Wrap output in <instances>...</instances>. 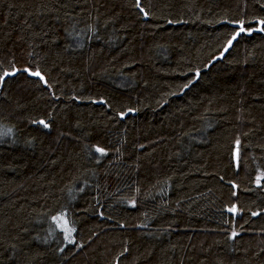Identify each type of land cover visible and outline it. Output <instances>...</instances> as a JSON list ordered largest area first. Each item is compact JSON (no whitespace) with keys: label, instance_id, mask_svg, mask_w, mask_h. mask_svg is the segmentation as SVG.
Here are the masks:
<instances>
[{"label":"trees","instance_id":"obj_1","mask_svg":"<svg viewBox=\"0 0 264 264\" xmlns=\"http://www.w3.org/2000/svg\"><path fill=\"white\" fill-rule=\"evenodd\" d=\"M261 21L264 0H0V264H264Z\"/></svg>","mask_w":264,"mask_h":264},{"label":"snow or ice","instance_id":"obj_2","mask_svg":"<svg viewBox=\"0 0 264 264\" xmlns=\"http://www.w3.org/2000/svg\"><path fill=\"white\" fill-rule=\"evenodd\" d=\"M141 11H143V9H141ZM261 23L264 24V21H261ZM261 30H264V29H261ZM240 31H244V28L241 27V28H240ZM236 35H239V33H237ZM234 39H236V36H233V37H232V40H234ZM230 44H231V40L229 41V45H230ZM225 51H227V49H225ZM25 71H27V69H25ZM30 74H32V75H36V76H40V73H39V72L30 73ZM40 78L43 79L42 76H40ZM40 123H44V122H43V121H40ZM44 127H48V125H47V124H44ZM97 151L102 152L103 150L97 148ZM230 211H232V212L235 213V212H236V209H235V208H232V209H230ZM65 223H66V222H65ZM65 231H66V233H67L66 236H65V238L69 241V243H73L74 241H73L72 238H71V234H72V231H74V229L66 228ZM235 235H237V233H233V236H235Z\"/></svg>","mask_w":264,"mask_h":264},{"label":"rangeland","instance_id":"obj_3","mask_svg":"<svg viewBox=\"0 0 264 264\" xmlns=\"http://www.w3.org/2000/svg\"><path fill=\"white\" fill-rule=\"evenodd\" d=\"M236 214H239L238 211L236 212ZM236 214H233V216H237ZM66 221L62 218L60 219L59 223H60V227L63 228L64 230L66 228H69L67 223H65Z\"/></svg>","mask_w":264,"mask_h":264},{"label":"water","instance_id":"obj_4","mask_svg":"<svg viewBox=\"0 0 264 264\" xmlns=\"http://www.w3.org/2000/svg\"><path fill=\"white\" fill-rule=\"evenodd\" d=\"M146 18H147V16H146ZM40 124H41V125H44V124H42V123H40ZM235 162H236V164L238 163V152H237V151H236V154H235ZM235 209H236V208H235ZM236 212H237V209H236ZM236 212L234 213V212H232V211L229 210V213L232 214V215H233V214H236ZM238 213H239L240 215L242 214L241 211H239ZM236 215H237V214H236Z\"/></svg>","mask_w":264,"mask_h":264}]
</instances>
